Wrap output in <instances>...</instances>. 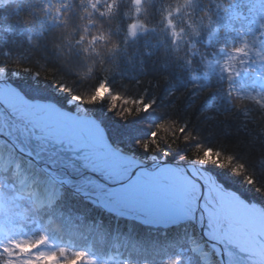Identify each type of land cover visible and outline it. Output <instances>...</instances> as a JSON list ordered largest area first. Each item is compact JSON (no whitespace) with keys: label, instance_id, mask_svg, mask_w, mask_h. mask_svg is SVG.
<instances>
[{"label":"snow or ice","instance_id":"6c2138e0","mask_svg":"<svg viewBox=\"0 0 264 264\" xmlns=\"http://www.w3.org/2000/svg\"><path fill=\"white\" fill-rule=\"evenodd\" d=\"M10 2L16 3L17 0H0V8ZM20 2L29 5V11L20 22L26 27L38 23L34 33H20L25 35V43L30 48L39 49L47 45L61 62L82 60L86 63L89 75L99 67V74L93 77L95 83L92 93L86 101L83 96L72 95L67 84L54 87L71 96L73 102L97 104L107 100L109 111H115L117 105L131 106L124 108V115H130L133 107L137 113L152 108L155 99L149 101L145 97L126 98L114 93L109 84L110 78L119 72L121 58L132 65L130 48L140 53L138 62L141 70L146 71L144 58L151 57L153 50L145 46L140 51L135 46L139 45L141 37L156 31L154 26L141 20V16L146 14L145 4L151 3V0H129L131 11L123 14L127 23L117 24L115 32L111 29H96L94 18L111 20L118 14L121 0H80V7L86 16L81 15L80 23L75 24L67 15V12L73 11L72 0H57L56 3L48 0L51 7L45 6L42 9L32 6V0ZM256 2L264 5V0ZM197 4L198 0H181L175 7L165 5L159 12V23L163 25L171 52L176 54L187 47L185 56L178 58L190 73L194 71L193 63L199 57L200 74L190 75L193 87H201V79L210 82L215 74L228 80L230 87L227 95L232 96V81L239 76L237 63H257L260 68L257 78L264 79V39L261 38L264 37V21L258 24L259 32L252 30V45L258 47L253 48L248 37L243 36L238 44L226 48L218 43L219 29L213 27L209 17L208 32L203 43L206 48L217 44V51L224 53V56L216 59V51L209 56L201 53L197 47L205 28L203 18L188 20L183 27H178L176 23L175 17L186 9H194ZM219 7L217 5L218 9ZM49 11L51 16L47 15ZM33 12L39 15L33 18ZM185 14L191 16V13ZM233 15L242 18L239 13ZM48 24L52 25L54 35L49 34ZM4 30L10 36L15 34L10 26H4ZM165 47L168 50L167 45ZM253 52L255 61L252 58ZM0 55L5 57L0 61V264H97V258L90 254L91 245L85 249H77L71 240L62 244L50 239L46 225L56 219L50 213L63 198V193L56 185L64 188L69 181L63 178H49L47 181H42L40 177L32 179L22 172L19 162L12 167L5 163L3 149L13 142V129L17 137L24 134L29 142H46L58 146L67 143L76 153L72 158L76 167L88 173L73 177L72 182L76 186L72 190L79 191L84 196L90 193L103 196L102 202L96 206L113 209L112 214H118L117 210L124 212L128 208L139 209L138 222L159 227L196 224L199 231L187 238L186 247L182 246L175 254L166 255L162 264H264V198L258 201L249 199L243 193L231 189L225 181L206 172H198L195 167L179 169L163 163L150 167L123 150H116L111 138L101 127L95 126L94 120H88L80 112L73 113L71 109L66 112L48 111L49 106L36 104L23 86L13 79V75L18 78L19 73L24 72L39 80L42 78L41 72L21 64L19 58H13L7 48L0 50ZM88 61L91 63H87ZM9 65L15 67L10 68ZM207 90L210 91V87ZM244 98L241 95V99ZM259 103L264 108V100ZM244 115L247 116L248 113L245 112ZM156 127L157 131L149 134L153 142H157L159 131L167 130L168 126L161 123ZM177 131L184 136L187 125ZM144 148H149L147 142L144 143ZM8 159L10 161L11 157ZM233 160V156H224L218 150L204 149V158L197 163L201 168L208 164L224 167L230 166ZM244 169V165H236L232 168V174L244 176ZM47 170L51 171L50 168ZM13 178L15 183L12 182ZM243 182L257 183L252 176H244ZM41 184L45 186L41 188ZM6 190H10L12 196L8 197ZM256 190L264 192L259 187ZM26 198L35 203L37 212L44 213L45 209L48 210L44 213L46 218L43 223L37 216L26 217L20 212L17 202ZM59 215L62 216L63 213ZM25 223L33 225L31 231L25 229ZM112 260L115 264H130L128 259L119 256L108 257L104 264ZM137 264L149 262L145 259L137 261Z\"/></svg>","mask_w":264,"mask_h":264},{"label":"trees","instance_id":"16d2710c","mask_svg":"<svg viewBox=\"0 0 264 264\" xmlns=\"http://www.w3.org/2000/svg\"><path fill=\"white\" fill-rule=\"evenodd\" d=\"M56 2L57 0H52V3ZM180 2L181 0H151V3L145 4L146 14L141 16V20L156 28L155 32H149L146 36L141 37L139 45L135 46L140 51L145 46L153 50L151 57L144 58L146 71H142L139 65L140 53L134 52L130 48L129 55L133 59L132 65L127 64L121 58L119 72L109 80L113 92L126 98L139 99L145 97L149 101L155 99L152 108L146 112L137 113L133 107L130 115H124V108L131 106L117 105L115 111H109L107 100L97 104L80 103L88 114L101 123L107 136L111 138L112 144L119 145L136 156L147 158L154 155L157 158L165 157L168 161L180 158L201 160L204 158V149H214L224 156H233L234 160L230 166L213 167L208 164L205 165V168L218 179L225 181L231 189L243 193L249 199L258 201L260 198H264V192L256 190L258 187L264 189V134H262L264 133V108L259 103L260 100H264V79L257 78L260 68L257 63H237L239 76L234 77L232 81L231 87L234 93L232 96L227 95L230 87L228 80L226 78L221 79L215 74L212 75L210 82L201 79V87L194 88L190 75L200 74L199 57L193 63L194 71L190 73L178 58L185 56L188 51L187 47H183L178 53L173 54L170 50L171 46L168 38L163 31V25L159 23V12L164 6L175 7ZM217 5L220 6L219 9ZM32 6L40 9L45 6L51 7L48 0H32ZM17 9H19V15H17ZM72 9L73 11L67 12L71 22L74 24L80 23L79 17L81 15L86 16V13L80 7V0H72ZM28 11L29 5L20 2V0L0 8V50L7 48L13 58H19L21 64L40 71L42 78L37 80L30 74L20 72L19 77L17 78L15 75L13 79L17 80L34 99L49 100L66 110L72 109V107L67 106L71 96L65 95L54 85L67 84L70 81L71 83L67 85L71 89L72 95L83 96L82 90L87 85L91 86V90H93L95 83L93 77L99 74V67L97 66V69L89 75L86 63L82 60L73 59L61 62L60 58L56 57L47 45L39 49L30 48L25 43V35L29 31L34 33L38 23H32L26 27L20 22ZM125 11H131L129 0H121L118 14L111 20H102L95 17L96 29L105 31L111 29L115 32L117 24L124 25L127 23L123 19ZM185 12L191 13V16L186 15ZM185 12L175 17L178 27L185 26L188 20L203 18L205 28L202 30L200 43L197 47L201 53H206L209 56L216 51V59H222L224 56V53L217 51V44H214L211 48H206L203 43L208 32L207 20L209 17L213 22V27L219 29L220 40L218 43L226 48L238 44L243 36H247L249 44L252 45V30L259 32L258 24L264 21V5L258 4L256 0H198V4L194 9H186ZM233 13H239L242 18L235 17ZM51 14L49 11L47 15L51 16ZM31 15L35 18L39 13L33 12ZM97 21L100 25H97ZM86 22L85 19L84 23ZM4 26L12 27L15 34L8 35L4 30ZM48 27L49 34L54 35L52 27L49 24ZM22 32L25 35H20ZM261 38L264 39V37ZM166 45L168 50H166ZM252 47L258 46L252 45ZM252 58L254 61L256 60L254 52ZM4 59L5 57L0 55V61ZM87 63H91V61ZM158 66L161 68L159 71H157ZM9 67L14 68L15 65H9ZM152 67L155 71H149ZM245 68H247V71H245ZM148 72L154 73L153 77L155 79H149L145 82V86L142 85L139 88L141 90H139L137 96L134 94L132 96L130 94L123 95L122 91H119L118 86H122L126 82L141 81V79L147 77L144 76V73ZM44 76H47V78H43ZM80 86L82 87L80 88ZM209 87L210 91L207 90ZM143 90L148 93L144 95ZM90 92L85 93V101L91 95ZM241 95L245 98L241 99ZM245 112L248 113L247 116L244 115ZM145 122L148 125L144 124ZM161 123L168 126L167 130L159 131L156 137L157 142H153L149 138V134L156 132V126ZM139 124L145 129L134 130ZM185 125H187V131L184 136H181L177 129L184 128ZM254 137L255 139H253ZM186 138L187 142H185ZM137 141H140V143H137ZM145 142L149 144L147 150L144 148ZM221 163H223V158H221ZM240 164L245 166L244 176L254 177L256 184L244 183V176L232 174V168ZM9 176L11 178L10 174ZM12 182H15L14 178ZM6 195L10 197L12 193L6 192ZM63 196L58 205L60 206L61 202L66 205L69 214L60 212L63 215H59L57 206L51 211L50 214L55 216L56 219L46 226L50 239L67 244L60 236L61 233L67 232H74L69 238L75 243L77 241L86 242L90 238L88 244L95 250V252L91 251L90 254L97 258L98 264H104L107 260L106 256L98 253V250L101 251V246H104V244L109 242L114 244V242L119 241V236H123L121 244L126 245V247H122L121 254L124 255V259L130 261V264L143 261L141 255L146 254L158 256L157 259L147 260L149 263L162 264L166 255L175 254L180 247H186L187 245L189 224L172 227L171 229L161 227L153 229L149 227V229L136 222L130 226L131 228L129 225L118 223L117 234V229L115 231L112 228L115 223L114 220H103L101 226L104 231L93 232V229L97 228V224L96 226L93 225L94 220L92 217L94 216L91 211L83 207L79 209L76 206L77 202H75L79 199L65 192ZM17 203L20 212L24 216H37L42 223L44 222L41 213L36 211V206L28 199L20 200ZM44 211L45 213L48 212L47 209ZM70 213L82 220L78 221L77 218H73L70 221L72 226L67 227L69 223H66L63 219H69L71 217ZM83 221L85 222V228L83 227ZM97 221L100 220L97 218ZM125 226H127L128 232L124 234L123 228ZM24 227L26 230L31 231L33 225L25 223ZM36 235H39V233H36ZM124 236L125 239L123 240ZM145 245L148 246L146 251L142 250ZM74 246L77 249H82L79 245L75 244ZM108 264H115V261H109Z\"/></svg>","mask_w":264,"mask_h":264},{"label":"bare ground","instance_id":"6f19581e","mask_svg":"<svg viewBox=\"0 0 264 264\" xmlns=\"http://www.w3.org/2000/svg\"><path fill=\"white\" fill-rule=\"evenodd\" d=\"M35 103L39 104V105H43V106H49L47 108L48 111L59 110V109H56V106H54L53 102H51V101H49L47 103H41V102L35 101ZM82 108H84L83 105H81V107L79 108V110L77 112H80L81 116H86V112H84V110L81 111ZM86 118H87V116H86ZM87 119L93 120L92 118H87ZM95 126H98V125L95 123ZM11 139L13 141L11 143L12 146L15 147V149H21V151L13 150L11 152V154H12V157L14 158V152H15L16 156L19 157V161H20L19 163L21 164L22 172L26 173L32 179H35L36 177H40V179L42 181H47V179H49V178H52V179L63 178V179H67L69 181L68 185L64 188H60V185H56V187L60 189V191L63 193V195L65 192V193L69 194L70 196H72L76 199H79V201H76L74 199L75 202H77L76 206L79 209H81L83 207V208L91 211V213L94 216V217H92L94 220L93 225L96 226V224H97V228H94L93 232L94 231L95 232L104 231V228L101 226V223L103 220H105V221L114 220L115 223H114V226H112V228L115 231H116V229L117 230L119 229V225H117L118 223H120L122 225H125V224L129 225V227L132 226L134 222L138 223V221L136 219H138L140 217V210L139 209L128 208L124 212H119L117 210L118 214H112L113 209H105L103 207L96 206L99 202H102L103 196H101L99 194H91V193L88 196H84L81 194V192L72 190V188L75 187L76 185L72 182V180H69L70 179L69 177H72V176H68V174L72 173L71 171L74 168H75L76 172L82 173L83 175L84 174L88 175V173H87V171L81 170V169L76 167L75 161L72 159L76 155V153L72 150V148L69 147V145L67 143H65L62 146H58L56 144H49L46 142H39V143L29 142L24 134H20L17 137L14 129H13V135H12ZM0 143H2V142H0ZM6 148L8 149L9 147L7 146ZM114 148L118 151L122 149L125 153L128 152L127 154L130 153L129 151L124 150L121 147L120 148L114 147ZM9 150H11V149H9ZM7 152H9V151H7ZM26 153H31V155H27ZM5 154L6 155L4 156V161L8 162L10 167H12L15 163H17L16 159H14L13 161L10 162L8 159L10 154H7V153H5ZM129 156H133V155L129 154ZM136 159L139 160L140 162L145 161V160L143 161L141 157H138ZM156 161H157V163H159L162 160H156ZM156 161H152V162H156ZM176 163L180 167L179 169H192L193 167H195L198 172H201V171L204 172L205 171V170H203V168H201V165L196 164L192 161L190 162L188 160L186 161V160L182 159V160L176 161ZM49 168L51 169V171L47 170ZM204 168H205V166H204ZM62 173H64V174H62ZM207 173H209V172H207ZM70 175H76V174H70ZM77 176H79V175H77ZM96 183L98 184L99 181H96ZM44 186H45V184L40 185L41 188H43ZM66 196H68V195H66ZM94 196H95V199L93 198ZM88 200H92L93 202L92 203L86 202ZM65 202L67 203V201H65ZM56 206L59 208L58 213H60V212L68 213L69 212V210L66 208V205H63L62 202H61L60 206L58 204ZM57 207H55V208H57ZM44 213H45V211H44ZM44 213H41L43 220H45V218H46ZM70 216H71L70 218L68 217L69 219H63V220H65L66 223L67 222L69 223V224H67V227L72 226L70 224V221H72L73 218H77L78 221L82 220V219H79L78 217H74V214H72V213H70ZM88 217H91V216H88ZM96 217L100 221H97ZM77 219H75V220H77ZM84 220H85V217H84ZM87 220H89V221L91 220V222L93 221L92 219H87ZM62 223H63V221H62ZM139 224H140V222H139ZM141 224L144 227H148V228L150 227L152 229L153 228H159V226H154V225H150V224H146V223H141ZM47 225H49V224H47ZM83 227L85 228V222L83 223ZM192 227L194 228L193 232L199 231L196 224H192ZM127 229H128L127 226H125L123 228L124 234L126 232H128ZM73 233L74 232L61 233L60 236L65 242H68L69 240H71L69 238V236H71ZM117 234H118V231H117ZM192 234L193 233H191V235ZM122 237L123 236H119V238H120L119 241L114 242V244L112 242H109L107 244H104V246L102 245L101 251L99 249L98 253L106 256V259L110 256L111 257L119 256L121 258H124V255L121 254V252H122V247L123 246L126 247V245L121 244ZM124 239H125V236H124L123 240ZM89 240H90V238L88 239V242H89ZM72 243L74 245L75 244L79 245L80 247H82V249L84 247L85 248L88 247V245H86L87 243L85 241H83V242L77 241L76 243L74 241H72ZM91 251L95 252V250H93L92 248H91Z\"/></svg>","mask_w":264,"mask_h":264},{"label":"rangeland","instance_id":"374dc122","mask_svg":"<svg viewBox=\"0 0 264 264\" xmlns=\"http://www.w3.org/2000/svg\"><path fill=\"white\" fill-rule=\"evenodd\" d=\"M50 16V15H49ZM98 22V21H97ZM51 27H52V25L51 24H49ZM97 25H100L99 24V22L97 23ZM161 68L158 66L157 67V71H159ZM149 71H155V69L152 67V69L151 70H149ZM141 72V71H140ZM152 72H148V73H144V76L146 75L147 77H145V78H143V79H141V81L139 80V83H138V80L136 81V82H126V83H123L122 84V86H118V89H119V91H122V94L123 95H125V94H130L131 96H132V94H134V95H138L139 94V90H141V89H139V88H141L142 87V85H144V84H146L145 82H147L149 79H155L153 76H154V73L153 74H151ZM139 74H141V73H139ZM13 76H15V74L13 75ZM152 76V77H151ZM34 78V77H33ZM68 81V80H67ZM66 81V82H67ZM142 82H144V83H142ZM71 82L70 81H68L67 82V84L69 85ZM82 84V83H81ZM14 86V85H13ZM145 86V85H144ZM82 86H80V88H81ZM112 88V87H111ZM92 88H91V86H89V85H87L86 87H84V89L82 90V94H83V97L86 95L85 93H89L90 91V94L92 93V90H91ZM113 89V88H112ZM138 93V94H137ZM143 93H144V95H146L148 92L147 91H145V90H143ZM34 101H38V102H41V103H47V102H49V100H45V101H43V100H38V99H34ZM55 106H56V109H59L60 111H68V110H66V109H64V108H61V107H59L58 105H56L55 103H53ZM81 103L80 102H73V100L70 98L69 100H68V102H67V106H69V107H72V109H71V111L73 112V113H75V112H77L78 110H79V108L81 107ZM82 110H84V112H86V116H91L90 114H88L87 113V111H85L86 109L85 108H82ZM204 113H206V112H204ZM203 114V113H202ZM95 119V118H94ZM96 120V119H95ZM99 124H100V127H102L103 128V130L105 131V129H104V127L101 125V123L98 121V120H96ZM144 124H147V122H145ZM148 125V124H147ZM146 126V125H145ZM143 128V130L145 129L141 124H139L138 125V127L137 128H135L134 130H137V129H139V130H141ZM133 129V128H132ZM134 130H131V131H134ZM105 133H106V131H105ZM107 134V133H106ZM231 144V143H230ZM113 146H117V147H119L120 148V146L119 145H116V144H112ZM231 145H233V144H231ZM9 147L8 149L6 148V147ZM4 149H3V155L5 156L6 154L5 153H7V154H10L9 155V157H11V160H10V162L11 161H13L14 159H16L17 160V162H20L19 161V157H17L16 156V153L14 152V158L12 157V154H11V152L13 151V148L11 147V146H9V145H7ZM245 147V146H244ZM122 148V147H121ZM9 149H11V151L9 150ZM125 150V149H124ZM7 151H9V152H7ZM241 151H242V149H241ZM132 154V153H131ZM132 155H134V154H132ZM134 156H136V155H134ZM243 156V155H242ZM8 157V158H9ZM136 157H139V156H136ZM142 158V157H141ZM153 158H155V160H153ZM182 159H184V160H188V161H192V162H194V163H196V164H199V163H197V161H199V160H189V159H186V158H180V159H177V160H174V161H178V160H182ZM142 160H145V161H147V162H150V161H156V160H162V161H168L165 157H162V158H157V157H155L154 155H150V156H148L147 158H142ZM174 161H169V162H174ZM5 162V161H4ZM5 163H8V162H5ZM200 165V164H199ZM203 170H205L204 172H209L208 170H206V168H203ZM210 173V172H209ZM208 173V174H209ZM10 175H11V173H9ZM210 175H213L212 173H210ZM15 180V179H14ZM15 183V182H14ZM6 192H10V193H12L10 190L8 191V190H6ZM27 199V198H26ZM30 202H32V204H34L35 205V203L32 201V200H30V199H28ZM22 207V206H21ZM139 223V222H138ZM141 224V223H140ZM142 225V224H141ZM172 227H170V228H168V229H171ZM118 231V230H117ZM111 232H112V230H111ZM188 235H189V237L191 236V231H190V225H189V229H188ZM91 240H92V238H91ZM86 245H88L89 246V242L88 241H86ZM144 244V243H143ZM146 247H148V246H144L143 248H142V250H144V251H146ZM141 257L145 260H151V258L152 259H157L158 258V256H154V255H141ZM98 264V263H97ZM149 264H151V263H149Z\"/></svg>","mask_w":264,"mask_h":264},{"label":"water","instance_id":"95a60500","mask_svg":"<svg viewBox=\"0 0 264 264\" xmlns=\"http://www.w3.org/2000/svg\"><path fill=\"white\" fill-rule=\"evenodd\" d=\"M38 102V101H37ZM55 106V105H54ZM87 118H92L94 121H95V123L100 127V124L92 117V116H87ZM102 128V127H101ZM103 129V128H102ZM104 131V130H103ZM9 146H11L12 148H13V150H16L15 149V147H13L12 146V144H8ZM114 147H117V146H114ZM122 150V149H121ZM128 153V152H127ZM130 155H131V153H129ZM134 156V155H133ZM135 158H138V157H136V156H134ZM139 161V160H138ZM144 161V160H143ZM140 162V161H139ZM141 163H146V164H148L150 167H155L156 165H160V164H165V165H167L168 167H173V168H180L178 165H177V163H176V161H174V162H169V161H161V162H159V163H157V161L156 162H152V161H150V162H147V161H144V162H141ZM46 165V164H45ZM74 168V167H73ZM72 168V169H73ZM86 171V170H85ZM72 173H69L68 174V176H72V177H69L70 179L69 180H73V177H76L77 175H80V173H78V172H76V170H75V168L71 171ZM62 174H64V173H62ZM70 174H76V175H70ZM82 174V173H81ZM84 175H86V174H84ZM137 221H138V219H136ZM190 231H191V233H193V231H194V228L192 227V224H190Z\"/></svg>","mask_w":264,"mask_h":264}]
</instances>
